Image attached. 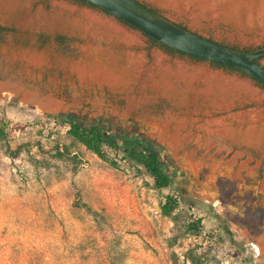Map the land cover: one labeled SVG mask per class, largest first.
<instances>
[{
  "label": "rangeland",
  "instance_id": "1",
  "mask_svg": "<svg viewBox=\"0 0 264 264\" xmlns=\"http://www.w3.org/2000/svg\"><path fill=\"white\" fill-rule=\"evenodd\" d=\"M137 1L264 47V0ZM0 26V264H264V107L244 108L263 89L71 0H0ZM68 118L152 143L173 185L121 141L101 159Z\"/></svg>",
  "mask_w": 264,
  "mask_h": 264
},
{
  "label": "water",
  "instance_id": "2",
  "mask_svg": "<svg viewBox=\"0 0 264 264\" xmlns=\"http://www.w3.org/2000/svg\"><path fill=\"white\" fill-rule=\"evenodd\" d=\"M127 23L137 32L187 56L215 63L245 74L264 87V67L255 61L264 58V47L242 52L209 41L175 22L156 14L136 0H84ZM56 117V115H52Z\"/></svg>",
  "mask_w": 264,
  "mask_h": 264
},
{
  "label": "trees",
  "instance_id": "3",
  "mask_svg": "<svg viewBox=\"0 0 264 264\" xmlns=\"http://www.w3.org/2000/svg\"><path fill=\"white\" fill-rule=\"evenodd\" d=\"M71 1H74V2L80 3L84 6H87L91 9L101 13L102 15H104L106 17H110V18L115 19L116 22L119 23L120 25H122L123 27L136 31L127 23L113 17L111 14H109L106 11L96 7L95 5H92V4H90L84 0H71ZM142 5L145 6L146 8H148L149 10L153 11L154 13L162 15L158 10L153 9L149 5H147L145 3H142ZM178 25L184 29H187L186 27H184L180 24H178ZM9 31H11V29L0 26V35H2L4 32H9ZM142 36L150 43V48H161L165 52L172 54V55H180L182 57H188L194 61H198V62H202V63H208L204 60L194 58L191 56H187V55L180 53L176 50H173L169 47L160 45L155 40H153V39H151V38H149L143 34H142ZM207 39L209 41H213L210 38H207ZM54 40L61 45H66V39L62 35H56ZM219 44H221L223 46H227V47L232 48L234 50L242 51V52H251V51L260 49V48H257V49H250V48L239 49L237 47L228 46V45H225L223 43H219ZM262 60H264V58L257 59L255 62L259 65H262V63H261ZM209 64L214 68L224 69V70H227V71L232 72V73H237V74L241 75L242 77L247 78L250 82L254 83L259 88L264 90V87L262 85H260L258 82L251 79L250 77L246 76L243 73H240L234 69L224 67V66H221V65H218L215 63H209ZM262 66L264 67V65H262ZM247 107H264V103L254 104V105L246 106L244 108H247ZM65 122L70 126V134L76 140H78L80 143L84 144L88 149L92 150L101 159H106V154H105V151L103 149V147L105 145H108V146L113 147V148H121L120 145H118L115 142H112L108 139V136L105 135L104 130L102 129L101 126H97V125L85 126L82 122L76 121L72 118H68ZM127 151H128L129 157L132 160H134L135 162L141 164L143 166V168L145 169V171L154 179V184H155V187L157 189L169 188L173 185L172 177H171L168 169H166L162 165L159 154H157L155 152L153 153V151L149 150V149L133 150L131 148H128ZM177 205H178L177 201L175 199H173L172 197H169L166 204L163 206V213L166 216H169L173 212V210L177 207Z\"/></svg>",
  "mask_w": 264,
  "mask_h": 264
},
{
  "label": "flooded vegetation",
  "instance_id": "4",
  "mask_svg": "<svg viewBox=\"0 0 264 264\" xmlns=\"http://www.w3.org/2000/svg\"><path fill=\"white\" fill-rule=\"evenodd\" d=\"M93 125H97V124H93ZM97 126H101V125H97ZM102 129L104 130L105 135L107 136L108 134L111 135V137H108V139L112 142H115L116 144L120 145V141L123 142V147H125V149L131 148L133 150H139V149H149L152 150L153 153H157L161 156L160 153V149H155L152 147V143H148L147 141H142V139L137 138L135 136H132V134L130 133H126L123 135L122 134H117L112 132L111 130L106 131L105 128L102 127ZM174 182V180L172 179V183Z\"/></svg>",
  "mask_w": 264,
  "mask_h": 264
},
{
  "label": "crops",
  "instance_id": "5",
  "mask_svg": "<svg viewBox=\"0 0 264 264\" xmlns=\"http://www.w3.org/2000/svg\"><path fill=\"white\" fill-rule=\"evenodd\" d=\"M169 19V18H168ZM253 115H254V113H252ZM260 116H261V112H259V113H257V120L255 121L254 119H250L249 117H247V119L249 120V121H241L242 122V127L243 128H245V126H248L249 125V123H252V124H255V122H256V124L260 127L261 126V119H260ZM242 119H246L245 118V116H243V117H241ZM246 119V120H247ZM251 121V122H250ZM253 130H258V127H254V129Z\"/></svg>",
  "mask_w": 264,
  "mask_h": 264
},
{
  "label": "bare ground",
  "instance_id": "6",
  "mask_svg": "<svg viewBox=\"0 0 264 264\" xmlns=\"http://www.w3.org/2000/svg\"><path fill=\"white\" fill-rule=\"evenodd\" d=\"M258 249V248H257ZM259 252V251H258Z\"/></svg>",
  "mask_w": 264,
  "mask_h": 264
}]
</instances>
